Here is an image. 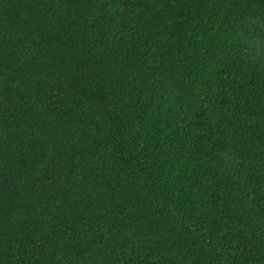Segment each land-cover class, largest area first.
Instances as JSON below:
<instances>
[{
    "label": "trees",
    "instance_id": "obj_1",
    "mask_svg": "<svg viewBox=\"0 0 264 264\" xmlns=\"http://www.w3.org/2000/svg\"><path fill=\"white\" fill-rule=\"evenodd\" d=\"M0 264H264V0H0Z\"/></svg>",
    "mask_w": 264,
    "mask_h": 264
}]
</instances>
